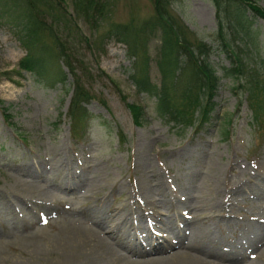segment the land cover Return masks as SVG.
<instances>
[{"label":"rangeland","instance_id":"374dc122","mask_svg":"<svg viewBox=\"0 0 264 264\" xmlns=\"http://www.w3.org/2000/svg\"><path fill=\"white\" fill-rule=\"evenodd\" d=\"M255 1L264 8V0ZM2 3L12 5L17 16L0 17V264H68L63 245L70 236L68 233L74 232L73 227L82 229L84 226L87 241L91 245L95 242L87 228L92 225L91 220L82 212L89 215L94 207L106 214L112 208L122 212L125 207L132 212L130 223L134 224H127V230L131 234L137 232L143 238H146L150 225L162 227L169 221H176V210L167 211L168 201L159 199L163 197L158 193L159 186L154 196L157 198L154 213L157 212L158 217L157 213L154 217L145 208L141 213L135 210L138 203L151 207L146 198L141 196L139 201L133 198L141 175L140 164L150 166L147 170L150 186L158 178H164L165 183L170 182V177L182 178L185 197H196L202 183L201 175L207 173L210 166H216L219 182L213 196L234 204L235 220L242 218L252 224L253 217L264 216L255 211L258 203H264V195L258 200L248 193L231 196V184L238 180L242 169L250 174L256 171L264 175V127L257 129L253 124L245 92L234 87L235 81L231 77L221 75V66H229L231 60L217 33V20L210 0L171 1V10L209 45L208 60L220 76L213 98L216 102L215 119L196 129L176 126L161 118L155 111L154 96L134 91L128 78L129 60L125 44L114 34L93 43L110 22H126L132 16L139 19L150 15L151 0H107L106 14L89 22L79 18L74 36L61 24L51 23L58 36L66 37V53L77 68L83 86L92 95L86 107L94 117L85 137L78 142L70 137L63 114L72 87V76L64 64L61 67L65 79L51 85L38 81L30 72L22 71L18 76L12 71L25 53L13 33L14 21L23 22L27 10L32 9L48 25L52 16L50 11L56 14L65 12L68 16L70 0H2ZM246 15L252 22L251 41L238 34L230 36V43L235 49L238 45L241 48L239 53L249 66L264 75V22L260 17H253L249 10ZM94 24L96 28H93ZM223 31L228 35L230 28L224 26ZM158 43V32L147 38L149 75L155 82L159 80L154 63ZM181 59L184 62L186 57ZM124 101L143 105L145 120L141 125L133 123ZM222 128L226 130L223 138ZM119 134L123 136L122 141ZM192 145L197 148L190 149ZM178 152H187V156L181 158ZM193 152L200 157L199 160L194 159ZM67 160L72 161L73 169L79 175L74 176V180L80 178L81 184L88 187L100 176L106 186L91 188L87 199L80 198L83 193L79 192L80 189L74 193L39 195L22 194L16 188L21 186L24 164L37 165L33 177L44 190H48L52 183H60L53 165L62 168ZM194 165L201 169L192 175ZM70 181L73 182L71 178ZM112 183H116L113 191L109 189ZM176 184L170 182L172 188H176ZM178 195L181 194L178 192ZM182 211L184 215L181 213V217L195 219L193 213ZM158 218L161 222L156 221ZM205 224L217 235L223 229L222 224L217 227L216 220H206ZM135 225L139 228L136 229ZM256 229L260 231L261 227ZM221 234L224 238L218 244L228 250L230 245L226 240L237 236L238 231L221 230ZM247 259L252 260V257Z\"/></svg>","mask_w":264,"mask_h":264},{"label":"trees","instance_id":"16d2710c","mask_svg":"<svg viewBox=\"0 0 264 264\" xmlns=\"http://www.w3.org/2000/svg\"><path fill=\"white\" fill-rule=\"evenodd\" d=\"M171 1L151 0L150 15L139 19L132 16L126 22H110L105 32L95 38L93 43L100 42L106 35L114 34L118 41L125 44L129 60L128 78L135 92L153 95L155 111L160 117L176 126L196 129L210 124L213 120L216 106L213 98L220 76L208 60L209 45L189 30L178 14L171 10ZM210 1L217 20V33L231 60L229 66H221V75L231 77L235 81L234 87L245 92L253 124L257 129L263 128L264 75L249 66L239 53L241 48L236 45L235 49L230 43V38L240 34L244 39L251 41L252 22L246 15V10L264 22V8L255 0ZM106 4L107 0H70L68 16L65 12L60 16L59 12L56 14L50 11L52 16L48 25H45L32 9L27 10L23 22L14 21L13 33L24 47L25 53L18 59L16 68L12 71L18 76L22 71L30 72L38 81H44L47 85L65 79L61 64H64L71 74L72 87L65 117L69 134L76 142L84 138L94 117L86 107L92 95L83 86L77 68L72 65L69 54L66 53V37L58 36L51 28V23L61 24L65 31L71 30L70 34L73 35L79 18L82 17L87 22L102 18L108 9ZM0 13V17L17 16L13 6L3 5L2 0ZM93 26L96 28L95 24ZM224 26L230 28L228 35L223 31ZM155 32L159 35L154 59L159 74L158 82L153 81L149 75V53L146 45L147 38ZM67 39L70 42L69 36ZM182 56L186 57L184 62ZM101 102L105 103L103 100ZM125 105L133 122L141 125L145 119L143 106L128 101H125ZM220 133L223 138L226 130L222 128ZM118 137L123 140L122 134Z\"/></svg>","mask_w":264,"mask_h":264},{"label":"bare ground","instance_id":"6f19581e","mask_svg":"<svg viewBox=\"0 0 264 264\" xmlns=\"http://www.w3.org/2000/svg\"><path fill=\"white\" fill-rule=\"evenodd\" d=\"M194 148L197 147L192 145L190 149ZM186 153L179 154L178 152L181 158L186 157ZM192 156H196V153L193 152ZM198 157L197 155L194 159L196 160ZM209 157L212 158V155ZM55 165H53L55 168L53 172L60 183H52L48 190H44L34 179L36 177H33L36 175L34 170L37 165L26 163L21 168L25 172L20 180L21 186L16 188L21 190L22 194L25 192L39 195L63 193L64 191L74 193L75 190L80 189L79 192H83L80 198L87 199L91 188L99 189L101 187L103 189L106 186L102 183L100 176L98 179H93L88 187L81 184L80 178L74 180V176L79 177V175L76 174L70 160H67L62 168ZM192 167L194 169L192 175L201 169L200 166ZM149 168V164L145 166L140 164L141 175L137 181L133 198L139 201V197L142 196L147 199L146 201L151 207L147 208L146 205L138 203L135 210L141 213L145 208L155 217L157 212L154 213L156 210V197L154 196H156L157 186H159L158 193L160 192L163 196L159 199L168 201L166 202L167 211L176 210V221H169L162 227L156 224L155 226L150 225L146 238H143L137 232L131 234L127 230V224H134L130 223L132 212H129L125 207L122 212L118 208H112L109 214L101 209H96L97 207L89 211L91 212L89 215L82 211L91 220L92 225L87 228L95 237V242L91 245L87 241L84 226L82 229L73 227L74 232L68 233L70 236H68L67 243L63 245L68 264H264V216L253 217L252 224L242 218L235 220L233 217V215L235 216L234 204L213 196L217 192L215 185L219 182L216 166H210L207 173L201 175L202 183L196 197H185L186 187L182 185V178L170 177V182H177L176 188H172L170 182L165 183L164 178L155 179V184L150 186L147 179ZM239 175L238 180L230 187L232 198L237 194L244 196L247 193L253 195L255 200L263 197L264 175H260L256 171L250 174L246 172V169H242ZM246 176L247 179L244 180ZM70 178L74 181L71 182ZM115 188L116 183L110 184L111 191ZM178 192L181 195H178ZM149 197L151 198L149 199ZM260 203L254 210L264 214V203ZM182 210L193 213L195 219L188 220L181 217ZM158 215L157 213L156 217ZM72 220L74 221V219ZM206 220H216L217 227L222 224L223 229L218 228L220 231L217 235L205 224ZM156 221L161 222L159 218ZM256 227H261L260 231ZM135 228L138 229L139 226L135 225ZM79 229L81 230L79 231ZM221 230L238 231L237 236L226 240L230 245L228 250L222 249L218 244L224 238ZM250 256L252 260L247 259Z\"/></svg>","mask_w":264,"mask_h":264}]
</instances>
